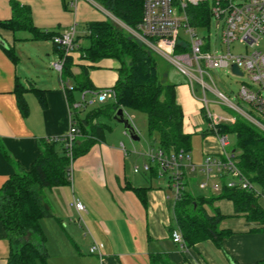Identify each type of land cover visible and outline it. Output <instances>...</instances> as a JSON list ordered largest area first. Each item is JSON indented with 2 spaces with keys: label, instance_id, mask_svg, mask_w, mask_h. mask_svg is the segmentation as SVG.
Here are the masks:
<instances>
[{
  "label": "crops",
  "instance_id": "1",
  "mask_svg": "<svg viewBox=\"0 0 264 264\" xmlns=\"http://www.w3.org/2000/svg\"><path fill=\"white\" fill-rule=\"evenodd\" d=\"M70 1L0 0V21L13 16L14 3L28 8L32 25L42 32H62L78 20H101L100 12L78 11V5L84 10V0H77L76 8L70 6ZM84 39L80 37L77 44H85ZM7 48H12L15 59L7 54ZM59 57L60 49L50 38H36L28 28L12 31L0 27V190L11 175L29 168L48 139L66 134L77 110L70 99L75 102L81 96L73 86L83 79V67L95 89L113 86L118 78L120 64L116 59L90 61L78 49L70 54L71 75L56 70L55 76L47 71L45 62L49 64ZM167 73L168 79L176 83L175 99L183 111L184 132L191 135L187 154L195 168L187 166L186 186L191 179L205 178L209 194L203 195L215 196L220 189L214 190L213 186L221 188L230 176L213 169L207 177L199 166L207 155L220 156L217 138L207 126L199 124V117H203L199 116L201 104L192 95L186 78L173 68ZM36 89L41 90L42 99ZM67 89H71L70 96ZM123 133L128 135L125 130ZM83 139L79 134L75 142ZM121 143L127 150V144H132L114 133L107 139L105 135L95 139L89 150L74 160L68 184L42 189V197L43 190L48 196L42 203L49 212L41 220L48 254L45 264H150L151 253L163 254L178 264H254L264 259V230L253 229L256 224L237 214L225 198L215 199L206 207L209 213L217 208L224 215L219 227L232 232L223 238L222 247L211 239L192 246L173 242L171 231L177 226L169 198L171 190L150 171L131 172L130 165L140 166L145 158L135 149V156H130L129 150L125 154ZM73 197L84 203L86 211L79 214L75 210ZM258 201L264 208V196ZM94 241L103 244L100 256L89 253ZM9 251V238L0 219V264H7Z\"/></svg>",
  "mask_w": 264,
  "mask_h": 264
},
{
  "label": "trees",
  "instance_id": "2",
  "mask_svg": "<svg viewBox=\"0 0 264 264\" xmlns=\"http://www.w3.org/2000/svg\"><path fill=\"white\" fill-rule=\"evenodd\" d=\"M100 5L113 16L131 28H136L142 20V0H98ZM14 14L7 20L0 21V27L12 31L19 28L33 30L36 38H52L55 31H39L31 23L27 7L14 3ZM190 22L195 27L209 29L211 13L207 2L196 6H188ZM83 37L85 44H77ZM76 49L90 61L101 58L116 59L120 66L118 78L112 86L115 99L103 104H97L82 116H73L79 134L83 135L80 143L74 141L72 158L66 155V149L61 139L47 140L41 153L33 160L27 170L14 173L4 183L0 190V219L9 238L10 251L7 264H45L47 250L45 234L41 220L49 212L42 203L43 188L65 185L70 182L68 177L72 161L86 153L95 139H101L110 126L100 121V115L112 118L119 107L125 110H135L145 113L147 130L153 137L150 145L160 147L165 151L191 149V135L183 129V111L175 99V82L168 79V69L173 66L144 45L128 31L120 28L112 21H90L81 36H75ZM60 49V57L63 54ZM75 49V50H76ZM187 46L178 44L175 52H185ZM7 54L15 59L12 48L6 49ZM164 59L159 61V59ZM70 54L64 59L61 75H71ZM81 81L75 83L73 89L83 92L94 90L88 81L87 68H82ZM37 90V89H36ZM70 96L71 89H67ZM37 95L42 99L41 90ZM71 100V104L74 102ZM86 108V107H85ZM83 108V109H85ZM81 109V110H83ZM205 117L204 108L200 109ZM232 123H220L221 133L232 134L235 144L230 147L235 157L236 165L243 174L253 182L260 194L244 190L236 186H227L223 182L220 191L215 196L194 195L185 186L180 198L174 203V219L180 229L185 246L211 239L215 245L222 247L223 238L232 232L220 228L224 215L217 208L210 207L215 199L225 198L232 202L235 212L242 214L246 221L256 224V230H264V208L259 204V197L264 195V131L240 114H234ZM208 131H210L208 129ZM211 132V131H210ZM155 166L150 169V175L157 177ZM150 264H178L169 261L160 253L150 254ZM254 264H264V259Z\"/></svg>",
  "mask_w": 264,
  "mask_h": 264
},
{
  "label": "built area",
  "instance_id": "3",
  "mask_svg": "<svg viewBox=\"0 0 264 264\" xmlns=\"http://www.w3.org/2000/svg\"><path fill=\"white\" fill-rule=\"evenodd\" d=\"M202 2L208 3L211 16L216 21V28L221 27L220 41L227 48L224 52L217 50H214L213 53L205 52L204 49L208 45L204 42V36L199 35V32L204 29L195 27L190 22L188 6H196ZM69 4L76 8V0H71ZM142 9V20L137 23L136 28L125 25L126 29L144 45L167 60L181 75L187 76V83L192 95L205 110L207 127L217 138L220 156L207 155L199 166L200 170L207 177L211 176L213 169L225 172L230 176V179L226 181L227 186L237 185L241 189L260 194L253 182L236 165L233 152L229 148L228 134L221 133L218 129L220 123L234 122V115L211 112L208 109V100L205 95L206 91L210 90L221 101L235 109L237 114L264 131V123L257 117H264V49L257 48L259 41L264 38V0H142ZM180 26L188 35V41L180 38ZM75 36L76 24L74 23L68 29L54 34L51 38L52 42L63 51L62 56L50 64L59 73H61L65 57L77 47L74 41ZM235 41L241 42L245 47L251 49L244 54H233L230 52V44ZM178 44L186 45L187 50L175 52V47ZM232 64H236L241 75L244 74L248 78L249 82L242 84L236 96L250 106L249 110L230 101L204 79V76L207 75L212 80L206 68L226 67L230 69ZM194 82L199 86L202 97L196 96ZM69 88L71 87L69 86ZM87 93L90 94L89 97H86ZM115 95L112 86L94 90L87 89L81 92L79 100L73 102L71 106L74 109H83L95 102L103 103L109 99L114 100ZM77 135H79V130L74 120L71 119L65 135L49 140L61 139L66 149V155L72 158V146ZM120 148L125 154L128 152L122 143ZM134 152L143 156L145 161L140 166L134 165L132 170L134 172L150 171L151 167L155 166L158 177H167V186L171 189L169 198L174 205L183 191L187 166L195 168V164L190 161L187 152L183 149L165 151L153 145H147L146 149L134 150ZM73 163L74 161H72L68 173L70 180H72ZM205 184L206 182H202V185ZM213 189L218 191L220 188L214 185ZM71 205L79 214L86 211L84 203L78 197L72 198ZM171 238L173 242L185 246L178 227L172 229ZM102 247V243L94 241L89 247V253L100 256Z\"/></svg>",
  "mask_w": 264,
  "mask_h": 264
},
{
  "label": "rangeland",
  "instance_id": "4",
  "mask_svg": "<svg viewBox=\"0 0 264 264\" xmlns=\"http://www.w3.org/2000/svg\"><path fill=\"white\" fill-rule=\"evenodd\" d=\"M84 4H85L84 10H82V8H80V6L78 5V11H84V12H89V13H96L97 12L98 14L101 13L102 14V16L100 18L101 20L112 21V22H114V24H116V26L123 28L124 30L128 31L126 29L127 27L125 26L126 24L121 22L119 19H117L115 16H113L106 9H102L103 7L100 5L98 0H84ZM90 19H97V18H90ZM215 22H216L215 19H213L211 17L209 29L203 28L204 30L199 32V35L204 36V42L207 43V45H208L204 49V51L208 52V53H213L214 50H217L219 52H224L227 49L226 46L221 44V41H220L221 27L216 28ZM86 23L87 22H85V21L78 20V22L76 23V33L78 35L83 34V30L86 26ZM179 34H180V38H182L184 41H188V35L184 32V28L182 26L179 27ZM257 48L258 49H264V38H262L259 41V45L257 46ZM250 49L251 48L245 47L243 43L238 42V41L232 42L230 44V52L233 54H244L247 50H250ZM163 60H164L163 58L159 59L160 62ZM50 63L48 64V62L46 60L45 68L47 69L48 72H51L55 76H57V71L50 65ZM173 70H176V69L173 67ZM206 71L210 74V77L212 78V80H211L209 78V76H207V75L204 76V79L206 80V82L209 85H211L212 87H216V89L219 90L222 94H224V96H226L230 101L239 104L243 109H245V110L250 109V106L248 104L242 102L236 96L239 89L241 88L242 84L249 82L246 75L234 74L231 72V70L229 68H226V67H220V68H216V69L206 68ZM184 77L187 80V76H184ZM194 88L197 91L196 96L202 97V93H201L200 88L196 82H194ZM205 97L208 100V109L211 112L220 113V114H224V115L237 114V111L235 109H232L226 103L221 101L220 98L217 95H215L214 93H212L210 90L206 91ZM106 102H108V101H106ZM96 104H101V103L95 102L94 104L88 105L83 110L77 109V110H75L77 113L76 115H78V116L82 115V113L91 109ZM124 111H125L126 115L129 117L133 126L135 127L140 139L138 141H132L128 135L124 134L123 133L124 129H123L122 124L116 122L113 119V115H112V118L102 116L103 121L106 122L110 126V129L107 130L104 135H105V138L107 139V137L113 136V133H114V135L122 136L123 140H128V142H131L133 145L127 144V148L129 150L128 154L130 156H135L136 154L133 152V150L135 149V151H142V150L146 149L148 144L153 143V137L150 136L148 133L145 113L140 112V111H135V110H125V109H124ZM201 115H202V113L199 116H201ZM257 117H258V119H260L264 123V117H261V116H257ZM199 119H200L199 124L201 125V127L206 128L207 120L202 116L199 117ZM228 138H229L230 147H231L235 144V137H234V135L229 134ZM132 166L133 165H130L131 172H132ZM204 179L205 178L201 179L200 177H196L194 179H191L190 184H187V186H185L186 190L191 192L192 194L195 193L194 195H203V194L207 195V194H209V187L208 186L205 187L204 185L200 184ZM159 180L161 182H163L164 185L167 186V177L166 176L164 178L159 177ZM203 182H206V180ZM167 188L170 189L169 187H167ZM44 192L45 191L43 190L42 200L46 201L48 196L46 195V192H45V194H44ZM50 197L53 199L52 196H49V199H50ZM55 198L57 200L60 199V198H58V196H56ZM41 224L44 227L43 222ZM47 246H48V244H47Z\"/></svg>",
  "mask_w": 264,
  "mask_h": 264
},
{
  "label": "water",
  "instance_id": "5",
  "mask_svg": "<svg viewBox=\"0 0 264 264\" xmlns=\"http://www.w3.org/2000/svg\"><path fill=\"white\" fill-rule=\"evenodd\" d=\"M230 70L234 74L241 75V71L236 64H232ZM113 119L116 122L122 124L125 132L130 136L132 140L138 141L140 139L135 127L131 123L129 117L126 115L123 107L117 108V110L113 114Z\"/></svg>",
  "mask_w": 264,
  "mask_h": 264
}]
</instances>
